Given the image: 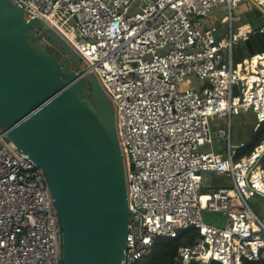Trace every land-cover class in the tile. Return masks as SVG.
Instances as JSON below:
<instances>
[{"label": "built area", "instance_id": "built-area-1", "mask_svg": "<svg viewBox=\"0 0 264 264\" xmlns=\"http://www.w3.org/2000/svg\"><path fill=\"white\" fill-rule=\"evenodd\" d=\"M13 1L78 52V75H95L116 113L130 208L124 264L190 227L198 236L173 264L264 261V217L249 203L264 198V139L241 157L230 143L233 115L252 112L264 126V52L234 60L237 44L264 26L236 23L240 0ZM250 2L264 12V0ZM215 117L230 129L215 135ZM220 139L225 154L209 148ZM208 172L231 184L205 192ZM212 212L227 215L223 224L206 218ZM0 264H63L46 176L1 129Z\"/></svg>", "mask_w": 264, "mask_h": 264}, {"label": "water", "instance_id": "water-1", "mask_svg": "<svg viewBox=\"0 0 264 264\" xmlns=\"http://www.w3.org/2000/svg\"><path fill=\"white\" fill-rule=\"evenodd\" d=\"M247 14L264 12L255 4ZM261 52L264 30L238 43L234 60ZM77 70L81 57L60 34L0 0V129L46 176L62 263L124 264L130 208L116 113L96 76Z\"/></svg>", "mask_w": 264, "mask_h": 264}, {"label": "crops", "instance_id": "crops-1", "mask_svg": "<svg viewBox=\"0 0 264 264\" xmlns=\"http://www.w3.org/2000/svg\"><path fill=\"white\" fill-rule=\"evenodd\" d=\"M252 6L253 5H251L250 0H240L239 4L234 10L236 23L250 22L256 28H261L264 26V22L261 24L254 23V19L258 18L259 20L264 21V15L262 14L260 17L248 16L247 11H249V8H252ZM222 16H223L222 10L220 8L216 9L213 13V17H215V19L217 20V23L220 24V29L222 31H225L227 28V25L221 22ZM247 122L248 124L253 123V127L251 130H250V127L245 124ZM245 126H247V131H245L244 129ZM222 127L229 128L227 125V120L224 118H217V117L213 118L212 130L215 133V135L218 133L219 128H222ZM258 129L259 128L257 126L256 117L252 112H242L239 115L232 116V126L230 129L231 130L230 143L232 147L236 148L237 153L244 151L252 143L253 135H254V143H255L256 134H257ZM227 145H228L227 141L220 139V140H216L212 145L209 146V148L217 153L225 154L228 148ZM205 183L208 189H212V188L222 186V185H229L231 184V181L227 175L208 172L206 174Z\"/></svg>", "mask_w": 264, "mask_h": 264}, {"label": "trees", "instance_id": "trees-1", "mask_svg": "<svg viewBox=\"0 0 264 264\" xmlns=\"http://www.w3.org/2000/svg\"><path fill=\"white\" fill-rule=\"evenodd\" d=\"M86 101L89 102L88 98ZM264 139V126H261L256 134L254 143V135L252 143L242 152L237 153V157L250 154L256 145ZM198 236V230L190 227L179 232L176 238L159 237L154 244L153 251L150 255L144 257L139 264H173L174 258L178 253V249L183 244H189ZM248 264H264V261H252Z\"/></svg>", "mask_w": 264, "mask_h": 264}, {"label": "rangeland", "instance_id": "rangeland-1", "mask_svg": "<svg viewBox=\"0 0 264 264\" xmlns=\"http://www.w3.org/2000/svg\"><path fill=\"white\" fill-rule=\"evenodd\" d=\"M263 22L264 21L259 20L258 18L254 19V23L261 24ZM245 124L250 127V130L252 129L253 123L248 124V122H247ZM247 126H245V128H244L245 131H247ZM210 190L211 189H205L204 191L209 192ZM249 203L261 217H264V198L262 196L256 195L255 197H252L249 200ZM226 217H227V215H223L221 213H215V212L206 214V218H209L210 220H214V221L218 220L219 224H223V221L226 220Z\"/></svg>", "mask_w": 264, "mask_h": 264}, {"label": "bare ground", "instance_id": "bare-ground-1", "mask_svg": "<svg viewBox=\"0 0 264 264\" xmlns=\"http://www.w3.org/2000/svg\"><path fill=\"white\" fill-rule=\"evenodd\" d=\"M255 60L257 61V60H258V58H255Z\"/></svg>", "mask_w": 264, "mask_h": 264}, {"label": "flooded vegetation", "instance_id": "flooded-vegetation-1", "mask_svg": "<svg viewBox=\"0 0 264 264\" xmlns=\"http://www.w3.org/2000/svg\"><path fill=\"white\" fill-rule=\"evenodd\" d=\"M40 39L42 40V37H40Z\"/></svg>", "mask_w": 264, "mask_h": 264}]
</instances>
